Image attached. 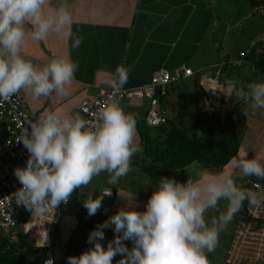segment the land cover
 Segmentation results:
<instances>
[{
  "label": "clouds",
  "instance_id": "9594fccd",
  "mask_svg": "<svg viewBox=\"0 0 264 264\" xmlns=\"http://www.w3.org/2000/svg\"><path fill=\"white\" fill-rule=\"evenodd\" d=\"M73 23L68 0H0V100L22 91L36 99L70 94L78 63L59 55L40 67L23 50L29 41L43 42L52 34L71 39L72 47L78 48L82 38L74 36ZM129 71L117 66L106 81L112 92L93 120L79 112L46 109L22 128L16 140L29 155L26 166L14 169L22 185L13 194L17 206L32 215H46L67 204L77 190L88 189L94 178L106 174L107 184L115 187L132 171V159L143 148L137 141L136 118L125 112L119 100ZM225 86L229 96L241 97L253 112L264 109V82L248 83L247 91L235 80H227ZM248 157V152H238L231 165L245 177L264 180V162ZM113 187L95 198L93 188L83 199L88 216L98 213ZM117 195L124 206L90 232L91 246L79 256H69L68 264H210L207 254L215 251L219 233L245 201L249 208L264 204V193L238 186L225 172H204L196 179L188 176L186 182L162 177L143 210L136 192L117 189ZM221 200L227 201L224 211ZM209 210L219 213L210 222L205 218ZM108 228L114 238L105 247L101 241Z\"/></svg>",
  "mask_w": 264,
  "mask_h": 264
},
{
  "label": "crops",
  "instance_id": "0c3cea01",
  "mask_svg": "<svg viewBox=\"0 0 264 264\" xmlns=\"http://www.w3.org/2000/svg\"><path fill=\"white\" fill-rule=\"evenodd\" d=\"M224 1L234 3L236 12L234 9L229 13L224 12ZM68 4L74 16V36L82 38L80 46L73 48L71 39L52 34L43 42L29 41L23 50L26 58L40 67L59 55H68L79 65L70 94L66 97L36 99L22 91L34 119L46 109L69 114L79 112L83 117L79 110L80 103L108 89L106 81L118 65L130 69L126 87L142 85L159 69L174 72L176 69L191 67L197 74L183 77L180 81L188 86V81L193 79L197 101L192 108L190 122H185L191 124H179L182 123L181 109L175 111L178 116L173 123L169 111L174 103L171 91L180 81L172 84L168 95L161 98L167 111L168 123L151 127L145 119L147 100H120L125 112L132 113L136 118L137 141L143 152L135 154L132 171L121 178L115 187L108 185L107 175L102 174L94 178L88 189L77 190L73 202L62 214L32 215L30 224L34 227L36 226L31 221L39 219L51 224L50 235L53 232L52 225L58 217H61L60 222L64 221L66 227L71 225L77 228L79 225L82 227L81 221H85L87 227L90 225L89 221L95 224L97 218L102 220V217L115 214L125 203L118 197L117 189L136 192L139 210H143L154 189L150 177L141 165L151 161V157L147 155L148 145L161 143L163 129L177 126L196 129L198 134H204L211 117L224 120L232 107L242 99L235 94L229 96L225 86L227 80L237 81L244 91H247L246 85L250 81L264 82V52L259 47H253L245 57H240V51L248 48L252 40L264 32V13L260 12L261 18L256 15L257 7L264 6V0H68ZM237 42L238 47L232 52L228 45ZM223 59H230L232 62L220 77L217 96L208 94L206 101H202L199 73L211 70L212 66ZM229 104L231 108L227 111ZM207 106L209 110L205 108ZM196 115L199 117L197 126ZM236 129L240 140L237 153L248 152V158L255 157L264 162V109L253 112L250 105L244 103L237 118ZM177 169L181 170H173L169 178L175 177L180 182H186L188 176L196 179L204 172L228 173L240 187L248 178L259 180L243 176L231 165V161L221 167H211L195 160ZM111 187L113 196H105L98 213L88 216L83 207V199L93 188L96 189L95 198L102 194L103 189ZM226 204L225 200L219 202L221 211L225 210ZM218 215V212L209 210L205 218L211 221ZM232 221L234 229L223 255L225 264H255L264 251V248L261 251L264 245V204L258 208H249L245 201L244 207ZM38 230L49 234L47 230L36 227L35 231ZM22 232L25 233L24 229ZM85 238L88 240L87 236ZM82 246L83 251L90 247L86 243Z\"/></svg>",
  "mask_w": 264,
  "mask_h": 264
},
{
  "label": "built area",
  "instance_id": "2783aa9c",
  "mask_svg": "<svg viewBox=\"0 0 264 264\" xmlns=\"http://www.w3.org/2000/svg\"><path fill=\"white\" fill-rule=\"evenodd\" d=\"M257 10L264 13V6H258ZM253 47H259L264 52V32L257 35L248 48L240 51V57H245ZM231 62L230 59H223L212 66L211 70L199 73V85L203 94L202 101H206L208 94L217 96L220 88V77L226 66ZM195 74L197 72L191 67L176 69L174 72L164 68L156 70L151 78L140 86L126 87L124 85L119 100L126 98L140 101L147 100L148 106L145 113L147 124L151 127L166 125L168 115L162 105L161 98L168 95L169 87L172 84L178 83L183 77ZM111 92L112 89L109 87L94 98L82 101L79 110L83 118L93 120L97 109L107 100ZM204 106L206 105L204 104ZM205 108L209 110V106ZM217 109H220V107H217ZM29 120H34V117L22 92L7 101L0 100V229L12 240L16 238L19 231L22 232L24 229L25 233L38 240L42 245L41 247H47L51 245V237L44 244L37 237L31 235L29 228L26 229V226L30 223L32 213L23 206H17L13 195L17 189L22 187L14 175V169L26 166L29 155L23 144L17 143L16 137L20 135L22 128L27 126ZM242 187L264 193V181L248 178L243 182ZM75 193L67 204H61L57 209L51 210L48 215L62 214L73 201ZM111 196H113V191ZM46 261L48 264H56L53 255H47L35 263L24 261L22 264H45Z\"/></svg>",
  "mask_w": 264,
  "mask_h": 264
},
{
  "label": "trees",
  "instance_id": "16d2710c",
  "mask_svg": "<svg viewBox=\"0 0 264 264\" xmlns=\"http://www.w3.org/2000/svg\"><path fill=\"white\" fill-rule=\"evenodd\" d=\"M253 81H250L252 83ZM244 100L240 99L224 120L211 117L207 123L204 134H198L196 129L181 128L171 126L164 128L163 140L160 144L148 145L147 155L151 157L150 162H144L141 166L152 181L153 189L155 182L162 177H169L170 173L181 167H185L197 160L211 167H221L231 161L236 155L240 140L237 132V118L240 114ZM214 116V115H213ZM199 122L196 115L195 124ZM73 202V201H72ZM71 202V203H72ZM58 217L54 226V234L57 233L60 225ZM79 225L73 230L68 241L65 254L61 264H68L69 256H79L82 250ZM17 241L24 245V250L14 248L13 243ZM6 236L0 229V264H22L28 257H34L30 262L35 263L42 260L47 255H54V245L41 247L32 243L31 239L23 232L19 231L16 240ZM130 248V241L125 242ZM116 259H120L119 256Z\"/></svg>",
  "mask_w": 264,
  "mask_h": 264
},
{
  "label": "rangeland",
  "instance_id": "374dc122",
  "mask_svg": "<svg viewBox=\"0 0 264 264\" xmlns=\"http://www.w3.org/2000/svg\"><path fill=\"white\" fill-rule=\"evenodd\" d=\"M223 6H224V9H222V10H224V12L226 11L229 13L230 11L232 12L233 9H234V12H236L235 11L236 6L234 7V3L224 1ZM256 15H257V17L261 18V13L259 11L257 12ZM228 47L229 48L231 47V51L233 52V50H236V48L238 47V42L235 44L233 43V45H228ZM188 84H189L188 85L189 87L187 86V84L185 82L180 81L178 83L177 87L171 91L172 95L174 96V103H173L171 109H169V111H170V118H171V121L173 123H174L175 118H177V116H178L177 114H175V111L176 110L179 111V109H181L182 123H179V124H183V125L184 124H191V123H185V122H190V120L192 118V108H194V105H196L197 100H196V94H195V84H194L193 79L189 80ZM230 108H231V104L227 105V111ZM108 218L109 217H102V220H99V218H97L98 221L95 222V224H92L93 222L89 221L90 225L87 227L85 225V221H81L82 222V230L80 232V236L82 239L81 242L83 241V243H86L87 245L91 246L88 243V240L85 238V236H87V238H88V235L90 234V232L92 230H94L98 224H102ZM83 219H85L84 216H83ZM31 222H32V224H35L36 227H39L43 230H47L48 233L51 230V224L45 223L44 220L39 219L38 221H31ZM232 223H234V221H232L228 225L227 228H225L223 231H221L219 233V244H218L217 248L215 249V251L207 254L208 259L210 260V264H225V259H224L223 255H224L226 247H227L226 245L230 241V239H229L230 235H232V232L234 229V226ZM52 226H53V232L51 233V235L49 233V235L52 239L51 244L54 245L55 254L58 252V255H60V257H61L63 255V251L65 249V245H66L65 243L66 242H65V239L64 240L62 239L60 232H57L56 234H54L55 222L53 223ZM36 227H34L33 225L29 226V230L31 232V235L33 237H37L40 242L45 244L46 242H48V237L47 236H41L40 230L37 231L39 234H34ZM104 232H105V239L103 241H101V243L106 247L107 242L114 238V232H113L112 228L104 229ZM26 235L31 239L33 244L38 245V246H42L38 242V240H36L35 238L34 239L31 238V236L28 233H26ZM15 240H16V238H15ZM13 243L15 245L14 248H17L20 251L24 250V245L22 243L18 242V240L17 241L13 240ZM262 246L263 247H261L262 248L261 251L264 248V245H262ZM257 247H258V245H257ZM261 255L262 256L259 258V260H257V262L255 264H264V251H262ZM33 258H34L33 256L28 257L27 261L30 262Z\"/></svg>",
  "mask_w": 264,
  "mask_h": 264
},
{
  "label": "water",
  "instance_id": "95a60500",
  "mask_svg": "<svg viewBox=\"0 0 264 264\" xmlns=\"http://www.w3.org/2000/svg\"><path fill=\"white\" fill-rule=\"evenodd\" d=\"M74 229H75L74 226L69 225V226L66 227L64 221L60 222V227H59V231L58 232H60L62 239L63 240L65 239V242H66L65 244L66 245H65V249L63 251V255L61 257H60V255H58V252L55 254L56 264H61V261L63 259L64 254H65V251H66V247H67L68 241H69Z\"/></svg>",
  "mask_w": 264,
  "mask_h": 264
},
{
  "label": "bare ground",
  "instance_id": "6f19581e",
  "mask_svg": "<svg viewBox=\"0 0 264 264\" xmlns=\"http://www.w3.org/2000/svg\"><path fill=\"white\" fill-rule=\"evenodd\" d=\"M31 224L29 223L27 226H26V229L29 228ZM34 234H39L37 231L34 232ZM40 235L41 236H47L48 237V241H49V238H50V235L49 234H46L44 232H40Z\"/></svg>",
  "mask_w": 264,
  "mask_h": 264
}]
</instances>
